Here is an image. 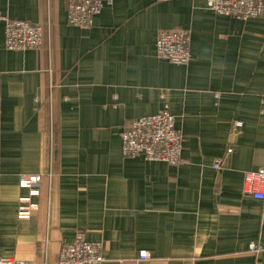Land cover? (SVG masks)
I'll return each mask as SVG.
<instances>
[{
  "label": "crops",
  "instance_id": "0c3cea01",
  "mask_svg": "<svg viewBox=\"0 0 264 264\" xmlns=\"http://www.w3.org/2000/svg\"><path fill=\"white\" fill-rule=\"evenodd\" d=\"M102 8L81 28L66 0H0L46 27L41 48L14 51L0 23V257L46 250L54 262L83 231L104 264H264L249 248L264 247V200L243 192L264 166V16L244 22L206 0ZM177 28L190 31L187 66L156 54L159 31ZM165 108L183 134L179 164L124 157L123 125ZM42 174L38 207L19 219L21 176Z\"/></svg>",
  "mask_w": 264,
  "mask_h": 264
},
{
  "label": "built area",
  "instance_id": "2783aa9c",
  "mask_svg": "<svg viewBox=\"0 0 264 264\" xmlns=\"http://www.w3.org/2000/svg\"><path fill=\"white\" fill-rule=\"evenodd\" d=\"M49 1V0H48ZM168 1V0H164ZM207 9L225 16H232L241 21L264 16V0H206ZM104 0H66L67 19L70 26L90 28L94 17L101 13ZM4 22L5 46L9 50H38L43 46L46 27L42 23H32L24 19H12L0 12V23ZM50 21L47 22V27ZM156 43L158 58L166 59L175 65H189L190 31L185 28L162 29ZM235 122V128L241 127ZM121 147L124 157L143 158L148 161L167 162L178 165L183 149V134L175 126V117L168 109L161 112L135 118L123 125ZM236 133V132H235ZM232 153V148H228ZM221 161H215L214 168H219ZM51 176V174H50ZM243 192L258 200H264V166L258 170H250L244 174ZM42 175H24L19 180L21 189L27 195L19 198L17 213L19 219L29 218L38 207L35 198L41 194ZM71 243L62 245L57 261L48 258L46 250L40 261L22 260L17 257H0V264H104V246L101 241L90 242L83 231L75 234ZM250 251H260L264 247L251 244ZM141 260L151 257L149 251L141 250Z\"/></svg>",
  "mask_w": 264,
  "mask_h": 264
}]
</instances>
